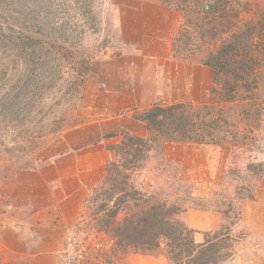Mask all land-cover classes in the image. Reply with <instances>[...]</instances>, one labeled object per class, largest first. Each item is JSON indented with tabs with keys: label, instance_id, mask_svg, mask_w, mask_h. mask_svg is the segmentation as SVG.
<instances>
[{
	"label": "rangeland",
	"instance_id": "374dc122",
	"mask_svg": "<svg viewBox=\"0 0 264 264\" xmlns=\"http://www.w3.org/2000/svg\"><path fill=\"white\" fill-rule=\"evenodd\" d=\"M43 1L28 2V7L42 5ZM192 1L96 0L93 8L96 13L95 23L78 16L71 19L65 17L57 23L61 28L67 29L64 32L73 40L62 42V38L57 39L56 36L60 33L47 30V27L43 34L35 32L34 35L48 47L46 63L30 60L29 54L26 57L27 51L23 53L19 49H8L0 40V264H173L165 240L151 251L141 252L129 248L120 256L114 250L113 237L95 228L93 218L97 203L93 201V194L103 178L100 184L90 188L88 196L81 201L80 215L75 223L68 220L63 214V208L55 200L56 204L50 205L47 213L40 215L43 216L40 222L42 220L44 226L35 230L37 226L32 219H27L35 211L29 209L32 212L26 217L22 212L23 208L13 210V203L23 201L25 194H32L33 188H25L24 184L32 185L28 182L29 179H35L37 183L36 178L42 180L41 175L46 173L47 166L43 165L46 162L43 160L63 133L80 127L91 119L102 118L105 114L130 113L131 110L116 109L125 105L112 102L105 90L109 83L105 81L102 89L98 90L92 78L99 73L104 62L121 56L130 58L141 54L143 44L150 42L152 34L143 33L136 14L142 13L144 8H154L157 4H160L162 10L166 9L163 12L160 10L163 17L154 26L160 25V29L169 33L171 54L177 60L201 63L217 47L221 38L211 41L198 33L194 23L200 21L198 16L190 12L194 7ZM203 1L210 4L212 0ZM249 1L251 3L248 7L252 12H244V17L258 14L264 7V3L259 4V1L264 0ZM5 16L8 17L5 13L0 14V22H4L2 20H5ZM258 61L255 70L258 88L252 98L222 101L213 92L214 86L218 85L212 79L207 92L203 89L198 97L191 96L184 102L189 106L188 110L193 118L198 113L205 114L209 111L213 114H206L208 119L213 115L215 118H223L222 134L226 135L223 143H197L198 146L213 147L212 152L204 150L212 160L225 161L220 178L207 183L210 184V188H205L207 194H199L198 188L194 186L195 182L183 174L184 164L179 161H188L187 158L174 160L168 156L171 148L166 145L173 142L155 140L152 147L143 151L139 158L135 147L128 153H119L114 148L122 142L123 137L118 143L110 139L105 144L110 155L106 167L114 164L113 172L115 175L118 171L121 172L119 178L126 179L128 192L137 189L146 198L151 197L154 201L174 206L178 209L176 218L179 219H184L186 210L195 207L214 208L228 213L226 232L229 237L223 235L220 239L228 247L222 251L220 264H243L242 260L238 262L241 252L238 247L240 243L236 241L246 230L241 224L234 229L231 226L238 223L241 202L252 199L260 182L248 169V163H264V52ZM99 92L105 99L103 102L96 100L101 99ZM206 105H210V109L204 108ZM143 110L131 113L134 117L135 113ZM112 121L115 122L114 118ZM227 130L230 132H226ZM201 155L202 153L196 159L201 161L200 171L205 161ZM106 167L104 178L107 175ZM125 174L129 177L125 178ZM43 183L45 184L35 183L38 186L34 188V192L46 190L41 187L46 186L47 182ZM138 201L139 199H129L128 205H134ZM123 215L124 213L120 217ZM16 221L17 226L21 227L16 232L17 238L12 231L16 227ZM53 234L57 235L56 238ZM30 237L36 238L40 243L38 247H31L32 254L40 255L34 262H28L26 258V253L30 252L27 246ZM45 238L49 239L47 244L42 242ZM50 242L52 243L49 244ZM14 243L17 245L14 246ZM14 247L18 250H14ZM13 253L18 254L16 261L11 263L9 258Z\"/></svg>",
	"mask_w": 264,
	"mask_h": 264
},
{
	"label": "trees",
	"instance_id": "16d2710c",
	"mask_svg": "<svg viewBox=\"0 0 264 264\" xmlns=\"http://www.w3.org/2000/svg\"><path fill=\"white\" fill-rule=\"evenodd\" d=\"M36 1L0 0V14L8 16L0 22V40L8 49L27 51L26 57L29 54L30 60L48 62L45 59L49 56L48 47L34 35L35 32L43 34L47 27V30L60 33L56 35L57 39L69 42L73 38L64 32L67 29L57 25L61 19L78 16L95 23L93 8L96 0H44L42 5L28 7V2ZM250 3L249 0H212L210 4L203 0L192 1L194 7L190 12L199 17L200 22L194 25L200 36L211 41L221 38L217 47L200 64L211 69L213 82L218 85L214 86L213 92L222 101L252 98L258 88L255 70L264 52V7L258 14L244 17V12H252L248 7ZM188 107L185 103H156L135 113L134 117L145 123L149 135L124 134L122 142L114 148L119 153H128L135 147L139 158L155 140L214 144L226 140L221 128L223 118L213 115L208 119L206 114H213L210 111L198 113L193 118ZM204 108L210 109V105ZM113 167V163L108 164L107 175L93 194V201L97 203L93 219L99 232H107L113 237L114 250L120 256L129 248L151 251L165 240L173 264H220L222 251L228 247L220 239L223 235L229 237L228 229L206 233L204 241L198 242L196 231L184 219L176 218L177 208L146 198L137 189L128 192L126 179L119 178L120 171L115 175ZM248 169L259 182L264 173V163H248ZM125 176L129 177L128 174ZM129 199L139 201L128 205ZM122 213L124 215L120 217Z\"/></svg>",
	"mask_w": 264,
	"mask_h": 264
},
{
	"label": "crops",
	"instance_id": "0c3cea01",
	"mask_svg": "<svg viewBox=\"0 0 264 264\" xmlns=\"http://www.w3.org/2000/svg\"><path fill=\"white\" fill-rule=\"evenodd\" d=\"M154 8H144L142 13L136 14L143 33L152 34L150 42L142 43V53L130 58L121 56L119 59L104 62L98 75L95 74L94 79L92 78L98 90L102 89L105 81L109 83V86L104 87L112 102L117 101V104L121 102L125 105L124 107L117 105L116 109L131 110L130 113L108 116L105 114L102 118L91 119L80 127L63 133L61 138L56 139L53 150L43 160L46 161L43 165H47L46 173H41L43 181L36 178L40 184L47 182L48 186L41 187L46 190L39 189L34 192V188L38 186L34 184L38 183L35 179H29L28 182L32 185L24 184V186L25 188L32 187L34 193L25 194L23 201L13 203V210L23 208L22 212L26 217L30 212L35 211L34 215L29 214L27 218L32 219L31 221L37 226V228L34 226L35 230H38L39 226H44L42 220L40 222L43 216L40 215L46 214L55 200L63 208V214L68 217V220H73V223L78 220L82 207L81 201L88 196L90 188L100 184L101 179H104L106 163L110 156L105 146L108 140L111 139L112 142L118 143L125 133L138 137L148 136L145 123L134 118L131 112L148 109L156 103L164 105L184 103L189 97H198L203 89L207 92L210 88L212 73L208 66L191 63L188 60H177L172 56L168 42L169 33L160 29V25L154 26L155 22H160L162 16L160 4L154 5ZM100 94L99 92L101 99L96 100L103 102L105 99ZM113 118L115 122L112 121ZM198 145L190 142H173L168 143L166 147L171 148L168 155L170 158L188 159V161H179L184 164L185 173L183 174H186L190 181L195 182L194 186L198 188L199 194H207L208 191H205V188H210V184L207 183L220 178L225 161H214L209 154L204 153L207 152L204 151L205 149L212 152L213 147L210 145ZM200 153L205 160L201 171L199 170L201 161H196ZM174 155L177 156L174 157ZM0 203H2L1 197ZM238 219V223L231 228L234 229L235 226L241 224L246 230L236 241L240 243L238 247L241 252L238 262L242 260L243 264H264V173L254 197L241 202ZM184 220L196 231V240L203 242L206 233L226 229L229 217L228 213L219 209L195 207L186 210ZM15 224L16 227H13V230L10 229L14 231L17 238L16 232L21 227L17 226L18 221ZM56 236L54 235V238ZM48 241L49 239L45 238L42 242L47 244ZM16 245L14 243V246ZM39 245L36 238H29L27 246L30 252L26 253L28 262H34L40 257L38 253L32 254L31 252V247ZM13 254L9 258L11 263L17 258V254Z\"/></svg>",
	"mask_w": 264,
	"mask_h": 264
}]
</instances>
